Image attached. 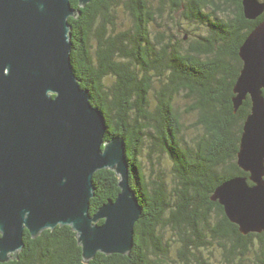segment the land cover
<instances>
[{"label": "trees", "instance_id": "1", "mask_svg": "<svg viewBox=\"0 0 264 264\" xmlns=\"http://www.w3.org/2000/svg\"><path fill=\"white\" fill-rule=\"evenodd\" d=\"M71 4L78 8L77 0ZM119 6L91 0L69 18L70 59L105 116V139L125 142L129 183L141 206L132 247L84 261L76 232L56 225L36 237L25 229L17 257L0 264H264V231L241 233L211 198L223 181L249 177L237 151L251 100L247 95L234 110L233 85L242 67L239 47L264 12L246 18L242 0H124L130 22L118 27ZM180 101L191 102L195 114L188 138ZM161 158L170 162L169 179L154 169ZM92 182L94 214L120 189L108 168L95 171Z\"/></svg>", "mask_w": 264, "mask_h": 264}, {"label": "water", "instance_id": "2", "mask_svg": "<svg viewBox=\"0 0 264 264\" xmlns=\"http://www.w3.org/2000/svg\"><path fill=\"white\" fill-rule=\"evenodd\" d=\"M90 1L77 0L76 8L71 0H0V262L17 257L25 229L36 237L56 225L76 232L84 261L132 247L141 206L129 183L125 142L105 139V116L70 59L69 18ZM242 4L248 19L264 12V1ZM239 56L233 107L249 95L251 109L237 164L249 177L223 181L211 198L245 234L264 231V19ZM103 168L117 175L120 191L91 214L92 176Z\"/></svg>", "mask_w": 264, "mask_h": 264}, {"label": "rangeland", "instance_id": "3", "mask_svg": "<svg viewBox=\"0 0 264 264\" xmlns=\"http://www.w3.org/2000/svg\"><path fill=\"white\" fill-rule=\"evenodd\" d=\"M120 1V6L118 10L115 12L114 16V22L118 27L123 26L125 23H129L130 19L127 13L124 12V8L122 6V3H124V0H119ZM262 1V0H261ZM187 103L191 104V102L185 101L184 104L182 101L179 103V111L181 113V120L182 123L184 124V130L187 138L189 137L188 135L192 133L193 127L192 124L195 122V114L194 111L189 110ZM186 110V112H185ZM154 169L156 170H161L164 173H166L168 179L171 176V166L170 162L166 158H161L160 162L155 161L154 162ZM144 172L146 175V178L148 181H151L152 176H153V171H151L150 165L146 164V167L144 168Z\"/></svg>", "mask_w": 264, "mask_h": 264}, {"label": "flooded vegetation", "instance_id": "4", "mask_svg": "<svg viewBox=\"0 0 264 264\" xmlns=\"http://www.w3.org/2000/svg\"><path fill=\"white\" fill-rule=\"evenodd\" d=\"M205 9H208V8H205ZM210 14H212V12H211V11H209V12H208V15H210ZM251 232H252V231H251ZM260 232H261V231H260Z\"/></svg>", "mask_w": 264, "mask_h": 264}]
</instances>
